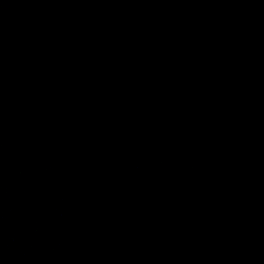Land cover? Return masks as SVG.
<instances>
[{"label": "water", "instance_id": "water-1", "mask_svg": "<svg viewBox=\"0 0 264 264\" xmlns=\"http://www.w3.org/2000/svg\"><path fill=\"white\" fill-rule=\"evenodd\" d=\"M0 264H264V0H0Z\"/></svg>", "mask_w": 264, "mask_h": 264}]
</instances>
